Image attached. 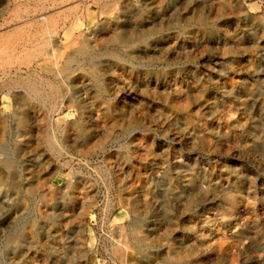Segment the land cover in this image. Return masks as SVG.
Wrapping results in <instances>:
<instances>
[{
	"label": "rangeland",
	"instance_id": "rangeland-1",
	"mask_svg": "<svg viewBox=\"0 0 264 264\" xmlns=\"http://www.w3.org/2000/svg\"><path fill=\"white\" fill-rule=\"evenodd\" d=\"M0 124V264H264V0H0Z\"/></svg>",
	"mask_w": 264,
	"mask_h": 264
},
{
	"label": "bare ground",
	"instance_id": "bare-ground-1",
	"mask_svg": "<svg viewBox=\"0 0 264 264\" xmlns=\"http://www.w3.org/2000/svg\"><path fill=\"white\" fill-rule=\"evenodd\" d=\"M229 1H230V0H229ZM229 3H230V2H229ZM231 3H232V2H231ZM233 3H234V2H233ZM225 5H227V4H225ZM225 5H224V6H225ZM228 5H229V4H228ZM221 6H223V3H222ZM230 6H231V5H230ZM227 7H229V6H227ZM225 8H226V7H225ZM199 17H200V16H199ZM194 18H195V17H194ZM203 18H204V17H203ZM196 19H197V17H196ZM200 20H201V19H199V21H200ZM115 36H117V34H116ZM120 37H121L120 35L117 36V38H119V39H120ZM113 53H114V52H113ZM117 58H118V57H117ZM28 86H29V88L32 90V92H36V93H37V86H36L35 84H33V82H32V83H28ZM221 88H222V87H221ZM231 89H232V88H231ZM38 90H39V89H38ZM185 92H186V91H185ZM190 93H191V92H190ZM186 94H187V93H186ZM174 96H175V94H174ZM178 96H179V95H178ZM178 96H177V97H178ZM188 96H189V95H188ZM175 98H176V97H175ZM203 101H204V100H203ZM213 101H214V100H213ZM171 102H172V101H171ZM206 102H207V101H206ZM203 103H204V102H203ZM212 103H213V102H212ZM177 104H178V103H177ZM214 104H215V103H214ZM179 105H180V104H179ZM179 105H178V106H179ZM207 105H209V104H207ZM176 107H177V105H176ZM205 107H206V106H205ZM212 108H213V107H212ZM206 110H208V109H206ZM182 111H183V110H182ZM183 112H184V111H183ZM216 116H217V115H216ZM218 116H219V115H218ZM214 117H215V116H214ZM214 117H213V118H214ZM215 118H216V117H215ZM220 119H221V118H220ZM228 119H229V118H228ZM228 119H227V120H228ZM230 120H231V119H230ZM232 121H233V120H232ZM189 122H190V121H189ZM227 122H228V121H227ZM2 125H3V124H2ZM182 125H183V124H182ZM242 125H243V124H242ZM0 126H1V124H0ZM3 126H4V125H3ZM187 126H188V125H187ZM192 126H193V125H192ZM206 126H207V125H206ZM244 126H245V125H244ZM178 127H180V126H178ZM207 127H208V126H207ZM207 127H206V128H207ZM190 128H191V127H190ZM0 129H1V128H0ZM185 129H186V128H185ZM207 129H208V128H207ZM180 130H182V129H180ZM197 130H198V129H197ZM204 130H205V129H204ZM204 130H203V131H204ZM218 131H219V130H218ZM186 132H187V131H186ZM195 132H196V131H195ZM195 132H193V133H195ZM205 132H206V131H205ZM224 132H225V131H224ZM193 133H192V134H193ZM197 133H198V132H197ZM200 133H201V132H200ZM210 133H211V132H210ZM216 133H217V132H216ZM1 134H3V132H2ZM1 134H0V135H1ZM182 134H183V133H182ZM204 134H205V133H204ZM217 134H218V133H217ZM224 134H225V133H224ZM198 135H199V134H198ZM200 135H201V134H200ZM200 135H199V136H200ZM226 135H227V134H226ZM184 136H185V135H184ZM189 136H190V135H189ZM199 136H198V138H200ZM252 136H253V135H252ZM1 137H2V135H1ZM177 137H178V136H177ZM205 137H206V136H205ZM209 137H210V135H209ZM190 138H191V137H190ZM190 138H189V139H190ZM195 138H196V137H195ZM215 138H216V137H215ZM222 138H224V137H222ZM256 138H257V137H256ZM256 138H255V139H256ZM183 139H184V137H183ZM192 139H193V138H192ZM227 139H228V138H227ZM1 140H2V139H1ZM181 140H182V139H181ZM193 140H194V139H193ZM202 140H203V139H202ZM207 140H209V139H207ZM218 140H219V139H218ZM49 141H50V140H49ZM204 141H205V140H204ZM226 141H227V140H226ZM208 142H209V141H208ZM214 142H216V141H214ZM50 143H51V142H50ZM52 143H53V142H52ZM199 143H200V142H199ZM203 143H204V142H203ZM207 144H208V143H207ZM215 144H216V143H215ZM219 144H220V143H219ZM222 144H223V143H222ZM193 145H194V143H193ZM200 145H202V144H200ZM204 145H206V143H205ZM204 145H203V146H204ZM210 145H211V144H210ZM253 145H254V144H253ZM197 146H198V145H197ZM239 146H240V145H239ZM204 147H205V146H204ZM250 147H251V146H250ZM250 147H249V148H250ZM254 147H255V146H254ZM206 148H207V147H206ZM213 148H214V147H213ZM149 149H150V148H149ZM251 149H252V148H251ZM243 150H244V148H243ZM241 151H242V150H241ZM241 151H239V152H241ZM149 152H150V151L148 150V153H149ZM239 152H238V153H239ZM243 152H244V151H243ZM245 152H246V151H245ZM4 162H5L6 165H10V164L12 163V162H10L9 160H6V161H4ZM10 166H11V165H10ZM179 168H180V167H179ZM176 169H177V168H176ZM163 171H164V170H163ZM185 171H188V169L185 170ZM193 171H194V170H193ZM177 172H178V171H177ZM179 172H180V171H179ZM162 173H163V172H162ZM234 174H235V173H234ZM239 174H240V173H239ZM162 175H163V174H162ZM175 175H176V174H175ZM187 175H188V174H187ZM189 175H190V174H189ZM209 175H210V174H209ZM176 176H177V175H176ZM195 176H196V175H195ZM211 176H213V175H211ZM236 176H237V174H236ZM190 177H191V176H190ZM206 177H207V175H206ZM208 177H209V176H208ZM187 179H188V178H187ZM163 180H164V179H163ZM163 180H162V181H163ZM166 180H167V179H166ZM170 180H171V179H170ZM195 180H196V179H195ZM214 180H215V179H214ZM211 181H212V180H211ZM168 184H169V182H168ZM215 184H216V183H215ZM165 185H167V184H165ZM170 185H171V184H170ZM192 186H193V185H192ZM208 186H209V185H208ZM211 186H213V185H211ZM185 187H186V186H185ZM193 187H194V186H193ZM196 187H197V186H196ZM196 187H195V188H196ZM214 188H215V186H214ZM219 188H220V187H219ZM171 189H172V188H171ZM201 189H202V188H201ZM204 190H206V189H204ZM207 190H208V189H207ZM220 190H221V188H220ZM149 191H150V190H149ZM177 191H178V190H177ZM177 191H176V192H177ZM186 191H187V190H186ZM224 191H225V190H224ZM144 192H145V191H144ZM172 192H173V191H172ZM179 192H180V191H179ZM193 192H194V191H193ZM207 192H208V191H207ZM152 193H153V192H152ZM187 193H191V192L189 191V192H187ZM200 193H201V192H200ZM202 193H203V192H202ZM202 193H201V194H202ZM221 193H222V192H221ZM221 193H220V194H221ZM145 194H146V193H145ZM185 194H186V193H185ZM191 194H192V193H191ZM197 194H198V193H197ZM220 194H219V195H220ZM229 194H230V193H228V195H229ZM231 194H232V193H231ZM176 195H177V194H176ZM178 195H179V194H178ZM223 195H224V194H223ZM225 195H226V194H225ZM225 195H224V196H225ZM168 196H169V195H168ZM184 196H185V195H183V197H184ZM196 196H197V195H196ZM207 196H209V195H207ZM215 196H216V195H215ZM221 196H222V195H221ZM224 196H223V197H224ZM142 197H143V196H142ZM146 197H147V196H146ZM152 197H154V196H152ZM202 197H203V196H202ZM205 197H206V195H205ZM205 197H204V198H205ZM217 197H218V196H217ZM244 197H245V196H244ZM138 198H139V197H138ZM191 198H192V197H191ZM200 198H201V197H200ZM219 198H220V197H219ZM133 199H134V198H133ZM149 199H150V198H149ZM149 199H148V200H149ZM188 199H189V198H188ZM195 199H197V198H195ZM201 199H202V198H201ZM209 199H211V198H209ZM215 199H216V198H215ZM217 199H218V198H217ZM176 200H177V199H176ZM181 200H182V199H181ZM183 200H184V199H183ZM183 200H182V201H183ZM137 201H138V200H137ZM141 201H142V199H141ZM141 201H140V202H141ZM150 201H151V200H150ZM177 201H178V200H177ZM187 201H189V200H187ZM147 202H148V201H147ZM193 203H194V201H193ZM234 203H235V202H234ZM132 207H133V206H132ZM190 207H192V206H190ZM134 208H135V207H134ZM167 212H169V211H167ZM138 213H139V212H138ZM138 213H137V214H138ZM166 214H169V213H166ZM139 215H140V213H139ZM234 215H235V214H234ZM225 218H226V216H225ZM138 222H139V220H138V221L136 220V223H138ZM195 228H196V227H195ZM197 230H198V229H197ZM234 231H235V230H234ZM234 231H232V232H234ZM235 232H236V231H235ZM203 233H204V232H203ZM247 233H248V232H247ZM250 233H251V232H250ZM204 234H205V233H204ZM225 234H226V233H225ZM235 234H236V233H235ZM238 235H239V234H238ZM238 235H237V236H238ZM248 235H249V233H248ZM257 235H258V234H257ZM137 236H139V235H137ZM139 237H140V236H139ZM218 237H219V236H218ZM257 237H258V236H257ZM261 237H262V236H261ZM223 238H224V237H223ZM255 238H256V237H255ZM134 239L138 241V238H134ZM140 239H141V238H140ZM212 240H213V239H212ZM217 240H218V239H217ZM221 240H222V239H221ZM223 240H224V239H223ZM237 240H238V239H237ZM258 240H259V239H258ZM214 241H216V239H215ZM219 241H220V240H219ZM225 241H226V239H225ZM256 241H257V238H256ZM212 242H213V241H212ZM212 242L210 241V243H212ZM244 242H245V241H244ZM250 242H251V241H250ZM210 243H209V244H210ZM217 243H218V242H217ZM221 243H222V241H221ZM226 243H228V242H226ZM262 243H263V242H262ZM140 244H141V243H140ZM206 244H207V243H206ZM206 244H205V245H206ZM209 244H208V245H209ZM215 244H216V243H215ZM222 244H223V243H222ZM236 244H238V243H236ZM189 245H190V244H189ZM208 245H207V247H208ZM234 245H235V244H234ZM252 245H253V244H252ZM211 246H213V245H211ZM214 246H215V245H214ZM217 246H218V245H217ZM225 246H226V245H225ZM243 246H244V245H243ZM194 247H195V246H194ZM196 247H197V246H196ZM207 247H206V248H207ZM223 247H224V246H223ZM227 247H229V246H227ZM240 247H241V246H240ZM190 248H191V247H190ZM192 248H193V247H192ZM197 248H198V247H197ZM204 248H205V246H204ZM209 248H210V247H209ZM219 248H222V247H219ZM237 248H238V246H237ZM223 249H224V248H223ZM223 249H222V250H223ZM226 249H227V248H226ZM228 249H229V248H228ZM214 250H215V249H214ZM219 250H220V249H219ZM222 250H221V251H222ZM224 250H225V249H224ZM211 251H212V249H211ZM217 251H218V250H217ZM195 252H196V251H195ZM197 252H198V251H197ZM197 252H196V253H197ZM223 252H224V251H223ZM229 252H230V249H229ZM200 253H201V252H200ZM214 253H215V252H214ZM217 255H218V254H217ZM217 255H216V256H217ZM173 256H174V255H173ZM176 256H177V254H176ZM180 256H181V255H180ZM221 256H222V255H221ZM224 256H225V255H224ZM211 257H212V256H211ZM231 257H232V256H231ZM179 258H180V257H179ZM188 258H189V257H188ZM190 258H191V257H190ZM192 258H193V257H192ZM260 259H261V258H260ZM172 261H173V260H172ZM181 261H182V260H181ZM181 261H180V262H181ZM180 262H179V263H180ZM179 263H178V264H179Z\"/></svg>",
	"mask_w": 264,
	"mask_h": 264
}]
</instances>
